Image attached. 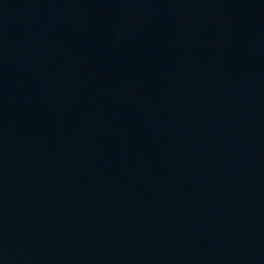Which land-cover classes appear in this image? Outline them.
<instances>
[{
    "label": "water",
    "instance_id": "1",
    "mask_svg": "<svg viewBox=\"0 0 264 264\" xmlns=\"http://www.w3.org/2000/svg\"><path fill=\"white\" fill-rule=\"evenodd\" d=\"M0 264H264V0H0Z\"/></svg>",
    "mask_w": 264,
    "mask_h": 264
}]
</instances>
